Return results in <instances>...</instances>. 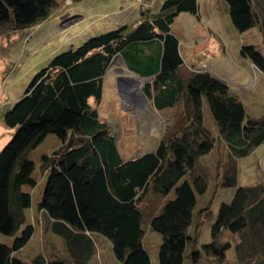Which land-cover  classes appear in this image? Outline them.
Masks as SVG:
<instances>
[{
	"label": "trees",
	"instance_id": "1",
	"mask_svg": "<svg viewBox=\"0 0 264 264\" xmlns=\"http://www.w3.org/2000/svg\"><path fill=\"white\" fill-rule=\"evenodd\" d=\"M223 1L237 31L255 27L264 38V0ZM57 5L56 0H0V23L24 31L46 20ZM181 12L198 16V1L163 0L159 13L142 12L130 29L123 24L61 52L6 108L2 121L14 132L0 149V234L12 241L0 242V264H88L94 234L111 241L122 264H151L141 208L148 193L163 199L157 209L150 204L147 210L150 229L161 237L159 264H222L231 248L237 264H264V183L240 185L236 167L237 159L264 142V115L249 117L228 84L210 72H184L171 31ZM117 53L130 71L151 77L142 91L157 110L173 108L180 99L186 107L153 152L131 159L121 157L94 107ZM240 55L264 75V55L254 45L243 44ZM204 103L215 130L205 125ZM48 135L62 147L52 157L41 156L47 174L38 210L45 228L63 240L67 256L48 260L39 253L24 261L16 254L34 233L25 216L32 197L24 186L37 184L28 154ZM218 143H224L229 159L221 185L234 192L219 205L211 241L200 243L195 208L210 180L199 162ZM226 231L238 238L235 244L222 239Z\"/></svg>",
	"mask_w": 264,
	"mask_h": 264
},
{
	"label": "rangeland",
	"instance_id": "2",
	"mask_svg": "<svg viewBox=\"0 0 264 264\" xmlns=\"http://www.w3.org/2000/svg\"><path fill=\"white\" fill-rule=\"evenodd\" d=\"M56 1L58 5L51 10L46 20L24 31H13L8 28L7 23H0V149L3 147L4 140L14 132L3 124L2 117L6 108L11 100L26 90L31 79L46 67L51 59L93 36L119 28L122 19L126 20L123 24H127L130 29L135 26L134 23L139 15L141 16L139 12L135 13L139 3L134 0H128L127 5L122 0ZM109 1L111 6L107 3ZM93 4L100 6H96L93 11L89 7ZM86 5L89 6L85 7ZM144 12L151 14L150 9H145ZM246 33L247 42L244 44L254 45L264 55V38L262 36L261 40L259 39V30L254 27ZM123 66L120 55L117 53L103 79L102 99L97 105V110L102 119L107 122L120 154L128 157L132 153L137 155L154 148L163 134L173 127L175 120L185 113L186 107L184 100L180 99L173 108L157 110L152 100L145 94L144 97L140 92L145 82L151 81V77L141 78L134 72L130 71V73ZM251 67V73L245 78H226L229 80V86L235 90L245 105L247 115L257 118L264 115V75L255 66L251 65ZM206 69L207 66L202 64L192 70L205 71ZM117 78L121 79V91L115 84ZM203 108L205 125L215 130L212 124L213 119L205 103ZM61 147V142L54 135H48L36 149L28 154L36 166L33 176L37 184L33 188L24 186V190L30 192L32 197L31 207L26 209L25 216L28 223L34 226L32 237L16 254L24 261H30L39 253L44 254L48 260L54 254L67 256L63 240L45 228V215L38 210L47 174V168L43 166L41 156L46 154L52 157ZM228 160L224 143H218L211 153L200 159L199 163L208 173L210 180L207 191L198 195V204L195 208L198 220L202 224L199 228L200 243L211 241V225L219 205L222 201H230L233 195L234 188L221 185ZM236 167L240 185L264 183V142L252 150L248 156L237 159ZM162 201L163 199H159L158 196L148 193L145 202L141 204L146 232L143 244L150 256L151 264H159L158 247L161 237L150 229L148 224L150 215L147 210L150 209V204L157 209ZM89 237L94 244V253L88 264H122L115 258L109 239L95 234ZM222 239H229L233 244L238 241L237 237H232L227 231L223 233ZM11 241L12 237L0 234V242L9 244ZM69 264H74L73 260L69 261ZM222 264H237L233 248L227 252V259Z\"/></svg>",
	"mask_w": 264,
	"mask_h": 264
},
{
	"label": "crops",
	"instance_id": "3",
	"mask_svg": "<svg viewBox=\"0 0 264 264\" xmlns=\"http://www.w3.org/2000/svg\"><path fill=\"white\" fill-rule=\"evenodd\" d=\"M122 1L126 5L129 3L128 0ZM197 1L199 7L198 16L187 12H181L174 18V21L171 25V31L178 40V50L182 58V68L184 69V72L186 70L193 71L192 69H196L199 65L204 64L207 66L205 71L210 72V74L221 79L226 84H228L229 81L226 77H232L234 79L247 77L248 74L251 73V65L253 64L249 60L242 58L240 55V47L247 42L246 31L239 32L234 28L230 20L228 6L223 0ZM134 2L139 3V7H137V11H135V13L139 12L141 14L145 9H150L151 14H156L159 13L163 0H134ZM107 3L109 6H111L110 1ZM88 6L89 5H86L85 7ZM96 6L100 5L93 4L89 7L91 10L95 11ZM140 18L141 16L139 15V18H137L134 25L138 23ZM120 21V25H123V23L126 22L125 19ZM261 38L262 36L259 32V39L261 40ZM121 62L123 63L122 59ZM126 69L122 70L126 71ZM127 70L130 72L129 69ZM229 90L239 98L238 94L230 86ZM22 94L23 92H21L20 95L18 94L19 96H16L15 99L11 100L9 105L14 104L22 96ZM90 102H93V99H90ZM100 103L101 101L99 104ZM91 104L94 105V102ZM94 107L97 109V105ZM99 116L102 118L100 114ZM10 136L8 137L10 138ZM8 137L4 140L2 146L9 140ZM157 145L158 143L154 148L143 151L137 155H134L133 153L128 157H124V155L121 154L120 155L122 158L131 159L133 157H138L142 156L143 154L153 152Z\"/></svg>",
	"mask_w": 264,
	"mask_h": 264
},
{
	"label": "water",
	"instance_id": "4",
	"mask_svg": "<svg viewBox=\"0 0 264 264\" xmlns=\"http://www.w3.org/2000/svg\"><path fill=\"white\" fill-rule=\"evenodd\" d=\"M120 58L122 59V61H123V63H124V65L126 66V64H125V62H124V60H123V58L120 56ZM112 61H113V58H112V60H111V62H110V64L112 63ZM126 68H127V66H126ZM128 69V68H127ZM132 72V71H131ZM141 78H143V77H141ZM146 78V77H145ZM116 86H117V88H118V90H122V86H121V82H120V80L117 78V81H116ZM141 92V94L145 97V95H144V93H143V91H140ZM111 136H112V134H110Z\"/></svg>",
	"mask_w": 264,
	"mask_h": 264
},
{
	"label": "bare ground",
	"instance_id": "5",
	"mask_svg": "<svg viewBox=\"0 0 264 264\" xmlns=\"http://www.w3.org/2000/svg\"><path fill=\"white\" fill-rule=\"evenodd\" d=\"M125 70V69H124Z\"/></svg>",
	"mask_w": 264,
	"mask_h": 264
}]
</instances>
